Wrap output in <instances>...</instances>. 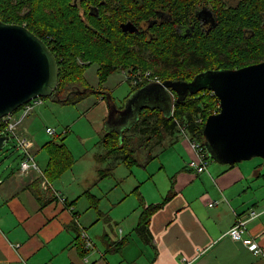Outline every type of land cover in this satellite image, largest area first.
Masks as SVG:
<instances>
[{"label":"crops","instance_id":"0c3cea01","mask_svg":"<svg viewBox=\"0 0 264 264\" xmlns=\"http://www.w3.org/2000/svg\"><path fill=\"white\" fill-rule=\"evenodd\" d=\"M99 100L96 105L100 113L92 112L89 118L96 128L104 129L109 127L106 121L111 109L119 108L102 97ZM35 107L17 132L32 140L31 151L47 178V148L28 132L37 114ZM154 150L156 153L144 164L157 150L163 162L143 164V172H135L138 177L118 195L119 203L134 197L131 207L127 204L118 214L107 212L93 191L97 188L103 192L105 177L112 175L116 166L110 174L100 176L105 167L74 169L71 165L56 177L47 178L44 187L38 171L19 169L20 152L17 161L1 159L0 264H16L19 259L27 264H264L262 161L226 164L209 159L206 170L197 172L187 164L197 154L187 137ZM98 153L101 151L95 153V160ZM165 165L171 167L165 172L166 182L152 190L153 173ZM211 200L213 205L208 204ZM150 204L157 205L151 208ZM250 208L259 212L247 226L262 247L260 255L227 233L234 212ZM144 209L149 219L145 234H141L135 227ZM80 228L92 235L91 246H84Z\"/></svg>","mask_w":264,"mask_h":264},{"label":"trees","instance_id":"16d2710c","mask_svg":"<svg viewBox=\"0 0 264 264\" xmlns=\"http://www.w3.org/2000/svg\"><path fill=\"white\" fill-rule=\"evenodd\" d=\"M86 1L99 6L100 16L89 13L83 3V17L78 11L79 4L73 0H0V19L25 25L45 41L58 61L57 86L42 99L75 103L89 93H105L103 83L115 71L152 69V74L161 81H189L207 69L238 68L264 60V0H237L233 5L226 0H206L212 3L217 15V22L209 32L195 25L189 36L182 37L160 26L150 39L123 31L118 25L119 16L131 18L132 14L148 9L146 1L137 5L134 0H108L104 6L111 12L108 15L101 10V0ZM196 1L202 0H186L180 9H187L188 18L193 16ZM91 62L98 63L95 87L88 86L83 76ZM145 83L133 85L131 92ZM170 92L171 113L159 106L144 107L135 122L121 133L111 130L103 134L99 143L105 151L98 153L97 160L105 161L106 166L99 171L100 176L110 174L120 162L127 166L136 164V152L140 149H146V159L151 158V151L165 143H175L179 135L194 140L204 156L211 159L204 146L202 128L206 116L219 109L218 98L207 88L187 92L179 100L177 92ZM101 97L109 105L113 103L109 92ZM65 136L66 131L44 143L49 153L44 171L48 179L59 175L73 161L64 143ZM261 175L264 177V172ZM156 205L150 204L151 208ZM147 211H142L135 227L141 234L147 230Z\"/></svg>","mask_w":264,"mask_h":264},{"label":"water","instance_id":"95a60500","mask_svg":"<svg viewBox=\"0 0 264 264\" xmlns=\"http://www.w3.org/2000/svg\"><path fill=\"white\" fill-rule=\"evenodd\" d=\"M123 31L136 30L135 25L121 23ZM59 67L45 41L25 25L0 19V118L17 110L36 97L52 94L58 83ZM209 89L219 101V109L206 116L202 133L211 159L233 164L260 157L264 166V60L238 68L207 69L189 81H150L133 90L122 108H112L106 129L121 133L138 118L150 103L168 101L170 90L179 100L187 92ZM9 135L0 134V146Z\"/></svg>","mask_w":264,"mask_h":264},{"label":"rangeland","instance_id":"374dc122","mask_svg":"<svg viewBox=\"0 0 264 264\" xmlns=\"http://www.w3.org/2000/svg\"><path fill=\"white\" fill-rule=\"evenodd\" d=\"M83 7L79 5L78 11L81 12ZM106 57L109 58L108 55H106ZM85 62L88 64L87 60ZM97 65L98 63L91 62L83 72V76L85 77L88 86H97ZM145 70H148L152 76H156L160 79L158 75L152 74V69L138 68L132 72H128L126 70L115 71L109 74L107 80L103 83L105 93L92 92L75 103H59L52 101L49 98H44L43 102L34 105V107L37 106L35 107L37 114L33 116V114H35V111H33L34 113L32 112L31 115L33 117L28 127L30 137L33 136L36 141L45 143L46 141L51 140L54 136L63 135L66 131L64 139L74 160V163H71L72 168L78 169L90 167L94 169L96 165L105 167V161H102L101 164H99V162L97 163V160H95V153L97 151H105L99 141L106 132V128H96L94 123L91 122L89 115L92 112L100 113L97 105L100 101L99 99L101 95L106 94L107 92L110 93L113 103L116 104L118 108H121L126 100V97L131 94V89L134 85L130 81L129 74L134 75L136 72L139 73ZM150 103L161 105L163 110L168 109L169 106L168 101H151ZM20 113V110H17L14 115H19ZM47 126L54 129L55 134L48 133L46 131ZM182 137L183 135H179L177 141ZM19 152L20 150L16 146V140L10 137L8 140H5L2 146H0V160L5 157H11L12 161H17ZM155 153V151H151V155ZM160 153L161 152L157 150L156 156L148 163L144 164L147 157V151L146 149H140L136 152V157L139 163L131 167L122 162L118 163L113 170L112 175L105 177L107 186L104 188L103 192L101 193L97 188H93V191L97 192L101 198V206L105 207L107 212H110L111 214L120 213V211L125 208L127 204L128 207H131V204L129 203H131V198L133 200L134 197H130V199H126L125 202L119 203V193H121L122 189L125 188L130 181L134 180V177H138L135 172H143L144 165L148 166L152 162L153 166L154 164L163 162V156H159ZM35 159L38 165L41 166L39 158L36 157ZM111 159L114 160V157ZM250 159L262 161L260 157L256 156ZM108 161H110V158H108ZM175 161L176 159L173 160V162ZM128 167L132 169V173L129 172ZM169 171H171V167L165 165V169L157 170L153 173L152 181L150 182L152 187L150 188L156 191L159 187H161V185L166 182L165 172L169 173ZM88 234L92 238L90 232Z\"/></svg>","mask_w":264,"mask_h":264},{"label":"built area","instance_id":"2783aa9c","mask_svg":"<svg viewBox=\"0 0 264 264\" xmlns=\"http://www.w3.org/2000/svg\"><path fill=\"white\" fill-rule=\"evenodd\" d=\"M130 81L132 84H137L139 82H150L156 81L161 82V80L152 76L148 70L141 71L139 73H135L134 75L129 74ZM171 93V92H170ZM172 95V94H171ZM43 102L41 97H36L31 99L27 103L22 104L17 110H20L19 115H14L17 110L12 113L3 115L0 118V134H6L16 140V146L20 150V160H19V169L22 172H26L29 169H34L39 172L40 178H42L43 186L46 187L48 184L47 178L44 176L42 170H40L35 158L34 154L31 151L32 140L26 136H23L17 132V128L22 120L32 111L35 104H40ZM199 119V118H198ZM46 131L50 134H55V130L46 127ZM191 141L192 147L196 150V156L191 158L188 161V166L195 169L197 172H201L206 170L207 166V157L204 156L203 152H201L198 143L194 140H191L188 136L184 135ZM215 203L214 200H211L208 204L213 205ZM259 212L256 209L250 208L242 213L234 212V220L233 223L227 229V233L230 238L234 241H239L244 244L249 250L253 252V254L260 255L263 254V250L257 239L249 233L248 230V222L257 216ZM79 236L84 241V246H91L92 240L86 234L84 228H80ZM16 264H27L24 259L17 260Z\"/></svg>","mask_w":264,"mask_h":264},{"label":"flooded vegetation","instance_id":"af4514ba","mask_svg":"<svg viewBox=\"0 0 264 264\" xmlns=\"http://www.w3.org/2000/svg\"><path fill=\"white\" fill-rule=\"evenodd\" d=\"M74 3L79 4L83 7V3L87 5V11L91 14H99V6L93 5L91 3L87 4L86 0H73ZM108 0H101L102 6L101 10L105 15L111 14V12L106 11L104 7ZM115 1V0H114ZM138 5V2L149 4L148 9L143 10L139 14H132L131 18L119 16L118 21L119 27L122 29L121 23L126 21L132 22L136 30L128 32H136L143 35L145 38L154 37L156 29L163 26L167 30H172L175 34L181 35L182 37H187L191 34L195 25L201 29V31L207 33L209 32L217 22V15L214 6L206 0L196 1L192 8V17H187V9L180 10L186 3V0H134ZM228 4L233 5L237 0H226ZM228 6V5H227ZM135 8H133L134 10ZM84 12L82 8L81 14ZM178 12L184 14L178 15ZM149 15L146 17H141L142 15ZM100 16V14H99ZM84 17V13H83ZM122 17V18H121ZM123 30V29H122ZM126 31V32H127ZM138 34V35H139ZM123 107V106H122ZM121 107V108H122Z\"/></svg>","mask_w":264,"mask_h":264}]
</instances>
